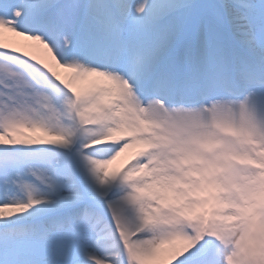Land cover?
Listing matches in <instances>:
<instances>
[{
	"label": "snow or ice",
	"instance_id": "6c2138e0",
	"mask_svg": "<svg viewBox=\"0 0 264 264\" xmlns=\"http://www.w3.org/2000/svg\"><path fill=\"white\" fill-rule=\"evenodd\" d=\"M0 264H264V0H0Z\"/></svg>",
	"mask_w": 264,
	"mask_h": 264
}]
</instances>
